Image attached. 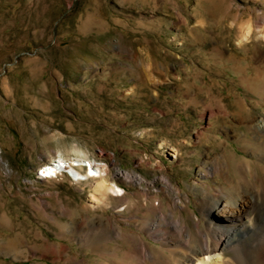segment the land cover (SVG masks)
<instances>
[{"label": "rangeland", "instance_id": "obj_1", "mask_svg": "<svg viewBox=\"0 0 264 264\" xmlns=\"http://www.w3.org/2000/svg\"><path fill=\"white\" fill-rule=\"evenodd\" d=\"M263 86L264 0H0V264H140L132 234L177 264L184 247L145 231L173 201L162 176L190 195L188 224L203 218L205 155L231 167L228 185L199 179L214 188L258 160L242 141ZM59 158L82 177L40 179ZM89 163L123 199L92 200Z\"/></svg>", "mask_w": 264, "mask_h": 264}, {"label": "bare ground", "instance_id": "obj_2", "mask_svg": "<svg viewBox=\"0 0 264 264\" xmlns=\"http://www.w3.org/2000/svg\"><path fill=\"white\" fill-rule=\"evenodd\" d=\"M251 29L249 25L241 27L242 40L247 38ZM248 117L246 115V121ZM244 123L246 129L254 136V138H250V136L244 135L242 141L249 146V151L258 158L257 162H252L253 171L250 170L251 161L243 159V167L245 166L247 176H243L242 166L236 164L234 169L237 180L234 181V187L232 185V188L229 186L225 189L223 183L216 185V188L211 187L205 182H200L199 179L210 175L215 179L223 178L222 180L228 185V181L232 182L233 178L230 177L228 180V172L231 167L225 160L224 148L222 151L212 154L206 152L205 159L202 163L200 162L204 169H200L194 179L195 183L192 185L195 190L200 192L196 201L199 202L203 218L200 219L191 211L192 226L182 215V211L188 208V204L191 202L190 195L183 192L168 175L162 176L165 186L173 192V201L168 202V211H165V204L161 201L158 206L152 205L154 217L152 224H147V228L145 227V231L152 234V239L161 242L162 246L179 247L182 245L184 247L185 253L182 258L180 257V261H177V264H264V116L253 125ZM221 143L224 142L221 141ZM79 162L76 160V164H73L74 162L66 164L62 158H59L56 163L47 165L40 170V179L55 177L63 172L62 169H65V171L69 170L78 181L82 176L75 168L83 166ZM85 167L87 168L85 179H97L92 188V200L108 204L110 195L123 199L122 189L105 178L104 174H107L105 169L90 163ZM249 173L252 178H248ZM120 174L130 178L127 173ZM134 180L141 182L142 179L135 176ZM107 222L109 224L110 221ZM251 223L255 228L251 226ZM130 243L132 251L128 256L135 254L139 258L140 264L164 263L161 261L162 256L160 255L161 258L157 257L156 250L153 248L151 250L138 235L132 234ZM227 251L234 252V256L230 257L231 261L224 262V253Z\"/></svg>", "mask_w": 264, "mask_h": 264}, {"label": "built area", "instance_id": "obj_3", "mask_svg": "<svg viewBox=\"0 0 264 264\" xmlns=\"http://www.w3.org/2000/svg\"><path fill=\"white\" fill-rule=\"evenodd\" d=\"M62 171H65V169H62Z\"/></svg>", "mask_w": 264, "mask_h": 264}]
</instances>
